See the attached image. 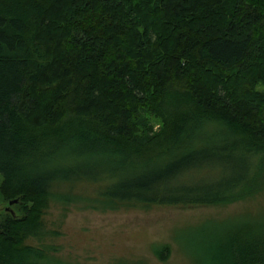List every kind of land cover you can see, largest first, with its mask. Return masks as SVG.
<instances>
[{"label": "trees", "instance_id": "16d2710c", "mask_svg": "<svg viewBox=\"0 0 264 264\" xmlns=\"http://www.w3.org/2000/svg\"><path fill=\"white\" fill-rule=\"evenodd\" d=\"M262 80L264 0H0V193L18 199L0 215V264H62L53 207L264 192ZM208 225L195 264H213ZM224 239L216 264H264V217L232 221ZM154 253L167 264L172 246Z\"/></svg>", "mask_w": 264, "mask_h": 264}, {"label": "rangeland", "instance_id": "374dc122", "mask_svg": "<svg viewBox=\"0 0 264 264\" xmlns=\"http://www.w3.org/2000/svg\"><path fill=\"white\" fill-rule=\"evenodd\" d=\"M8 207L15 206L0 193V215ZM258 217H264V192L228 205L105 212L72 207L66 215L62 208L53 207L46 221L56 231L48 242L55 246L62 264H161L154 253V247L160 243L172 246L167 264H195L191 253L201 236L199 227L206 224L212 232V262L216 264L214 255L222 254L228 244L224 238L230 233L232 221Z\"/></svg>", "mask_w": 264, "mask_h": 264}, {"label": "clouds", "instance_id": "9594fccd", "mask_svg": "<svg viewBox=\"0 0 264 264\" xmlns=\"http://www.w3.org/2000/svg\"><path fill=\"white\" fill-rule=\"evenodd\" d=\"M142 30V29H141ZM254 91L264 93V80L258 81L254 86ZM143 116L148 120V123L152 127V133L155 134L160 131L163 127V122L156 116L152 115L149 112H144Z\"/></svg>", "mask_w": 264, "mask_h": 264}, {"label": "water", "instance_id": "95a60500", "mask_svg": "<svg viewBox=\"0 0 264 264\" xmlns=\"http://www.w3.org/2000/svg\"><path fill=\"white\" fill-rule=\"evenodd\" d=\"M17 202H18V199H15V200H11V201H9V204H10V205H13V204H15V203H17ZM7 209L10 210L13 214H15L11 207H8Z\"/></svg>", "mask_w": 264, "mask_h": 264}]
</instances>
